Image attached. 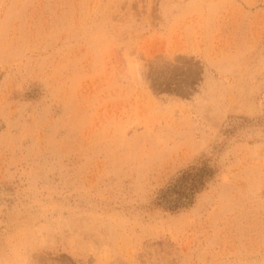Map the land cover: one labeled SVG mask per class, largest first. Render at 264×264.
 <instances>
[{"label":"rangeland","instance_id":"374dc122","mask_svg":"<svg viewBox=\"0 0 264 264\" xmlns=\"http://www.w3.org/2000/svg\"><path fill=\"white\" fill-rule=\"evenodd\" d=\"M0 264H264V0H0Z\"/></svg>","mask_w":264,"mask_h":264},{"label":"trees","instance_id":"16d2710c","mask_svg":"<svg viewBox=\"0 0 264 264\" xmlns=\"http://www.w3.org/2000/svg\"><path fill=\"white\" fill-rule=\"evenodd\" d=\"M212 170L209 168H202L201 171L193 174L186 172L178 180V184L174 186L171 192L178 195V199L175 200L176 203L186 204L190 202L196 192L201 190L206 183V179L212 177ZM186 199V201H183Z\"/></svg>","mask_w":264,"mask_h":264},{"label":"bare ground","instance_id":"6f19581e","mask_svg":"<svg viewBox=\"0 0 264 264\" xmlns=\"http://www.w3.org/2000/svg\"><path fill=\"white\" fill-rule=\"evenodd\" d=\"M139 71V70H138ZM27 256V255H26Z\"/></svg>","mask_w":264,"mask_h":264}]
</instances>
